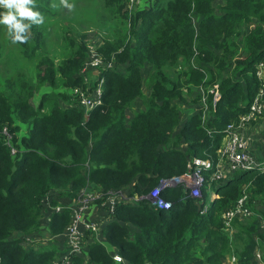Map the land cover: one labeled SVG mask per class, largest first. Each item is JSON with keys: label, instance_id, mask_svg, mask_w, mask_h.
<instances>
[{"label": "trees", "instance_id": "16d2710c", "mask_svg": "<svg viewBox=\"0 0 264 264\" xmlns=\"http://www.w3.org/2000/svg\"><path fill=\"white\" fill-rule=\"evenodd\" d=\"M215 1L153 0L132 11L128 0H99L98 52L114 68L101 71L103 104L88 116L71 94L87 88L80 74L86 34L66 36L62 59H42L36 87H24L17 100L0 92V264H54L66 252L65 243L60 249L39 244L45 236L61 237L71 221L65 207L42 230L51 193L57 197L51 207L73 204L89 186L104 198L118 191L146 196L160 179L183 175L195 158L216 163L226 126L247 111L262 84L256 73L264 64V0H222L214 9ZM35 2L43 16L55 14L52 0ZM33 42L19 43L26 57ZM203 83L217 86L220 96L211 121L202 127L190 115L179 128L181 107L197 103L194 87ZM46 84L56 90L34 106L32 92ZM137 100L144 110L128 119ZM210 185L218 198L203 215L179 188L163 193L167 211L145 201L119 202L97 234H85L82 255L71 256L70 264H223L231 248L237 264H253L255 253L264 252V169ZM244 193L252 218L236 221L229 240L221 215Z\"/></svg>", "mask_w": 264, "mask_h": 264}, {"label": "built area", "instance_id": "2783aa9c", "mask_svg": "<svg viewBox=\"0 0 264 264\" xmlns=\"http://www.w3.org/2000/svg\"><path fill=\"white\" fill-rule=\"evenodd\" d=\"M128 9L140 4V0H128ZM3 9V8H1ZM4 10V9H3ZM113 63H104L99 54L97 47L91 45L88 48V56L80 71V74L85 82L87 88L73 89L71 94L77 100V106L81 109L85 116L102 106L103 104V85L104 78H100L103 69H113ZM264 64L258 65L256 73L258 79L262 81L255 97L253 98L247 111L241 115L238 120L228 124L224 130L225 136L222 146L217 153V161L213 163L209 160L200 161L193 160L191 166L181 176L171 177L169 179H160L157 184L145 196L128 197L123 191H118L115 194H109V197L104 198L103 194L92 189L91 193H87L82 197L86 189H84L78 200L69 205H58L51 207L49 215L53 212H61L63 208H68L71 211V221L64 232V240L66 244V252L56 260L54 264H70L71 256L82 255L83 245L82 240L86 233H98L103 224L110 219V214L114 212L115 206L119 202L139 201L147 202L151 207L157 210H169L171 204L163 198V193L172 189H181L186 197L195 201L200 207V214H206L210 208L211 202L218 198L216 192L210 188V182H220L232 177L235 173L251 171L258 167L264 169V160L260 163L258 159L251 156L248 151L247 128L256 122L264 115ZM87 80L90 83L88 87ZM93 84V85H92ZM212 96L213 106L219 99L218 87L214 86L209 90L208 94ZM203 103L207 101L203 99ZM205 173H209L208 182L205 179ZM206 189V198H204L203 190ZM97 203L99 208L104 209L103 219L99 224L93 222L91 219L90 204ZM131 203V204H132ZM45 204H43L44 209ZM249 207V197L246 193L236 202L234 207L229 208L221 215V223L223 231L229 233L230 239L233 237V227L236 221H246L252 217V211ZM44 213V210H43ZM48 215V219H49ZM47 219V220H48ZM46 220V222H47ZM95 220V219H94ZM264 225L261 226V229ZM62 235V236H63ZM113 260L117 263L121 262L118 256H114ZM234 258L231 262H235ZM256 264L262 263V256L260 252L255 253Z\"/></svg>", "mask_w": 264, "mask_h": 264}, {"label": "rangeland", "instance_id": "374dc122", "mask_svg": "<svg viewBox=\"0 0 264 264\" xmlns=\"http://www.w3.org/2000/svg\"><path fill=\"white\" fill-rule=\"evenodd\" d=\"M143 1V3H142ZM222 0H216L213 3L214 9H218L219 6L222 5ZM70 3L75 5L74 10L69 11L68 9L60 6L59 0H52V4L57 5L53 7L55 14L53 16H43L44 23L41 25H33L30 30V38L34 42L35 49L33 51L32 57H26L24 54V50L19 45V43L13 44L11 40L7 36V29L5 26L0 25V92H12L13 96L12 99L17 100L18 96H20V90L24 87L28 89L36 87L37 82V66L40 61L46 57H50L56 60L62 59L63 53V46H64V38L66 36L69 37H77L78 35H87V40L89 45H87V56H88V48L96 46L97 50L100 45L97 44V41H100V38H97V34L99 33L100 29L98 27L97 15L99 12L102 11L101 4L99 0H69ZM153 0H140L139 6H149L151 5ZM146 8V7H145ZM138 9V4H136L132 11ZM99 17V15H98ZM191 22L193 25L197 24V18L195 16H191ZM104 35V33H102ZM197 34V33H196ZM100 54V53H99ZM191 65L196 64V60H192ZM264 69V68H263ZM148 70L145 69L142 74L143 80V93L145 97L149 94V89L147 87V72ZM88 87H90V83L87 80ZM93 85V84H92ZM20 86V88H19ZM214 86V85H213ZM211 87L204 85V83L200 86L194 87L197 97L199 100L196 104L191 106H182L180 112V125L179 128L182 127L184 122L190 117V115L198 116L200 121V125L203 127L209 121H211L213 117V100L208 102V96L212 97L210 93L208 94V90ZM56 89L51 88L49 84H46L38 89V91H33L31 94V99L29 102H32L34 106H38L40 101L39 99L45 92H54ZM23 94L28 95V92L24 91ZM208 94V95H207ZM203 99L207 101V103H203ZM213 99V98H212ZM144 101L137 100L133 103L132 108L127 113V118L130 119L137 112H141L144 110ZM192 107L191 109H188ZM264 118L261 117L251 126L249 129H253L254 137L253 143L251 146H255L252 148L254 152V157L258 159V162H262L264 159ZM177 130L176 133H178ZM258 131V132H257ZM21 135V134H20ZM223 144V142H222ZM222 146V145H221ZM200 161L204 159L195 158ZM192 164L190 161L189 168ZM95 187L89 186L85 192L83 193L82 197H85L87 193H91L92 189ZM56 196L52 193L45 201L44 206V213L43 218L41 220V228L45 230L46 220L48 219L49 212L51 211V202L52 200H56ZM62 203L61 201H58ZM61 205V204H59ZM252 208H259V204L252 203ZM91 211V219L93 222L97 224L103 219V212L104 209L99 208L97 203H91L90 205ZM253 214V213H252ZM252 218V217H251ZM250 218V220H251ZM95 219V220H94ZM249 221V220H248ZM238 225V224H236ZM233 237L237 234V230L233 228ZM43 233L45 231H42ZM264 234V228L262 229ZM94 233V232H92ZM225 233V232H224ZM95 234V233H94ZM229 237V233H225ZM38 236H34L36 239ZM48 236H45L44 239L40 240L39 244L46 245L47 247H51L53 244L60 245L58 248H62L61 246L65 243L64 237H56L51 238L52 240H48ZM38 240V239H36ZM25 245V244H24ZM42 245V246H43ZM230 254L225 258L223 264H237V258L232 254L233 249H230ZM261 256H264V252H261ZM234 258L236 261L231 262V259ZM255 259H254V263Z\"/></svg>", "mask_w": 264, "mask_h": 264}, {"label": "clouds", "instance_id": "9594fccd", "mask_svg": "<svg viewBox=\"0 0 264 264\" xmlns=\"http://www.w3.org/2000/svg\"><path fill=\"white\" fill-rule=\"evenodd\" d=\"M59 4L69 11L75 8L69 0H59ZM36 7L35 0H0V8L4 9L0 12V25L5 26L7 36L13 44L27 43L32 26L44 23V17Z\"/></svg>", "mask_w": 264, "mask_h": 264}, {"label": "crops", "instance_id": "0c3cea01", "mask_svg": "<svg viewBox=\"0 0 264 264\" xmlns=\"http://www.w3.org/2000/svg\"><path fill=\"white\" fill-rule=\"evenodd\" d=\"M142 3H143V1H142ZM141 7H143V6H138V8H141ZM264 116V115H263ZM262 119H264V118H262ZM255 123V122H254ZM253 124V123H252ZM251 124V125H252ZM250 125V126H251ZM253 132H254V130L253 129H249V128H247V131H246V133H247V137L249 138V140H248V151H249V154L251 155V156H253L254 155V152H253V150H252V148H254L255 146H251L252 145V143H253V137H254V134H253ZM258 132V131H257ZM264 160V159H263ZM62 237H64V235L62 236ZM65 239V238H64ZM62 247V246H61Z\"/></svg>", "mask_w": 264, "mask_h": 264}]
</instances>
